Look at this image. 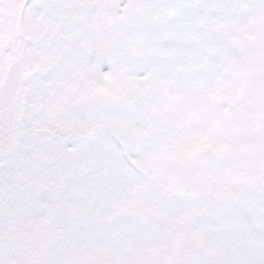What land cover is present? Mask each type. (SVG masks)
Segmentation results:
<instances>
[{"label": "snow or ice", "instance_id": "snow-or-ice-1", "mask_svg": "<svg viewBox=\"0 0 264 264\" xmlns=\"http://www.w3.org/2000/svg\"><path fill=\"white\" fill-rule=\"evenodd\" d=\"M0 264H264V0H0Z\"/></svg>", "mask_w": 264, "mask_h": 264}]
</instances>
